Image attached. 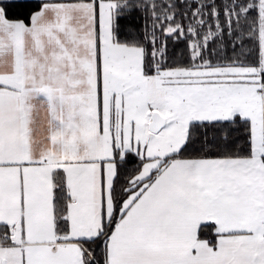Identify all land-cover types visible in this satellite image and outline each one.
<instances>
[{
  "label": "snow or ice",
  "instance_id": "snow-or-ice-1",
  "mask_svg": "<svg viewBox=\"0 0 264 264\" xmlns=\"http://www.w3.org/2000/svg\"><path fill=\"white\" fill-rule=\"evenodd\" d=\"M0 264H264V0H0Z\"/></svg>",
  "mask_w": 264,
  "mask_h": 264
}]
</instances>
